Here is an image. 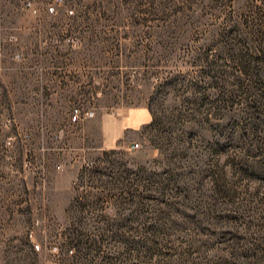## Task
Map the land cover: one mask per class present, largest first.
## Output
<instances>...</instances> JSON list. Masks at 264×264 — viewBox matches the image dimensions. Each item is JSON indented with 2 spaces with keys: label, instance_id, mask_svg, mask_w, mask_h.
Instances as JSON below:
<instances>
[{
  "label": "rangeland",
  "instance_id": "374dc122",
  "mask_svg": "<svg viewBox=\"0 0 264 264\" xmlns=\"http://www.w3.org/2000/svg\"><path fill=\"white\" fill-rule=\"evenodd\" d=\"M0 264H264V0H0Z\"/></svg>",
  "mask_w": 264,
  "mask_h": 264
}]
</instances>
